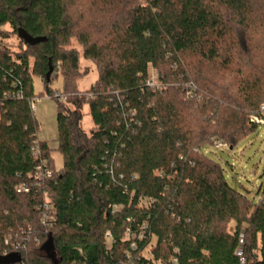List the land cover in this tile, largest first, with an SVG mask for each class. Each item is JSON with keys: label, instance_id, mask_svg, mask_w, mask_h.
Listing matches in <instances>:
<instances>
[{"label": "trees", "instance_id": "obj_1", "mask_svg": "<svg viewBox=\"0 0 264 264\" xmlns=\"http://www.w3.org/2000/svg\"><path fill=\"white\" fill-rule=\"evenodd\" d=\"M71 1L0 0V257L5 235L30 226L41 242L12 264H264V198L232 188L203 151L216 140L231 149L257 127L264 0H90L80 11ZM19 29L41 40L26 44ZM80 58L98 74L82 93ZM149 69L157 88L145 84ZM58 72L56 171L30 101L31 75L53 95ZM34 147L54 176L39 187L55 210L46 234L41 194L14 192L36 165ZM49 236L53 259L41 249Z\"/></svg>", "mask_w": 264, "mask_h": 264}, {"label": "rangeland", "instance_id": "obj_2", "mask_svg": "<svg viewBox=\"0 0 264 264\" xmlns=\"http://www.w3.org/2000/svg\"><path fill=\"white\" fill-rule=\"evenodd\" d=\"M143 1V0H140ZM75 3L72 11H80L86 9L90 5V0H73ZM8 31L9 27L5 26ZM10 37L5 41L7 46L12 50H17L18 39L15 35L10 33ZM71 44L78 46L76 40L71 39ZM79 70L82 76L76 80L75 85L78 90L84 92L97 79L96 67L91 60L84 58L79 59ZM153 76L156 71L149 69ZM32 91L37 97L34 98V116L38 121L39 129L37 138L40 141H46L49 148V157L53 162V167L56 171L62 167V155L57 148V126H56V110L57 104L52 97V94L47 95L44 90V83L42 78L32 74ZM49 88L53 92H62L63 90V76L58 72L55 78L50 82ZM63 94V93H62ZM61 101H66V95ZM73 108V105L68 106ZM81 128L88 132L94 124L88 112V105L85 104L82 108ZM204 154L210 159L219 162L225 170V179L232 187L250 197L254 201L264 198V124H259L255 131L238 142L234 147H217L214 145H207L203 148Z\"/></svg>", "mask_w": 264, "mask_h": 264}, {"label": "built area", "instance_id": "obj_3", "mask_svg": "<svg viewBox=\"0 0 264 264\" xmlns=\"http://www.w3.org/2000/svg\"><path fill=\"white\" fill-rule=\"evenodd\" d=\"M150 71V70H149ZM150 72L149 79L146 80L145 84L150 87H159L157 83V73H155V76H153ZM196 87L192 83H186L185 84V97L192 98L194 97ZM90 94H86V97L88 98ZM52 97H58L60 100L64 99V95L60 92H55ZM36 98V97H34ZM32 98L30 101V105L32 109L34 110V103L35 99ZM249 122L253 125L258 126L259 124H264V103H262L257 113H253L249 116ZM214 147H226L227 144L223 141L216 140L214 142ZM33 154L37 158L36 165L34 166L33 170L31 171L30 175L28 176V181H22L18 183L14 187V192L16 193H22V194H30L31 190L33 188L37 189V192H39L42 196V199L40 202L36 204V210L39 212V220L42 227V234H46L47 230L52 225V219L53 214L55 212L54 205L49 199L48 191L43 190L42 188H39L42 186V184L46 180H51L53 176V170L50 167V162H48V159L41 154L39 148L34 147L33 148ZM106 235H109L107 232ZM4 250L2 253V256H5L10 253H18L19 251L25 250L30 244L38 245L40 244L41 240L38 235L34 233V230L29 227H19L18 230L6 234L4 237ZM175 261V260H174Z\"/></svg>", "mask_w": 264, "mask_h": 264}, {"label": "water", "instance_id": "obj_4", "mask_svg": "<svg viewBox=\"0 0 264 264\" xmlns=\"http://www.w3.org/2000/svg\"><path fill=\"white\" fill-rule=\"evenodd\" d=\"M17 34L23 40L24 43L29 44V45H34L37 42H39V40H41V38H33L26 32H23L21 29L18 30ZM50 72H51V68L46 73L47 78H49ZM41 249L45 251L47 257H50L51 259L54 258V251H53L54 248H53L51 236H49L48 240L41 246ZM19 261H20V255L16 253H12V254H8V255L0 257V264H12V263L19 262Z\"/></svg>", "mask_w": 264, "mask_h": 264}]
</instances>
